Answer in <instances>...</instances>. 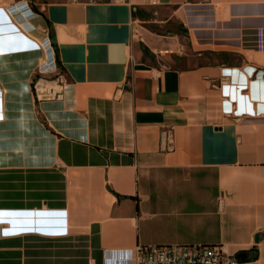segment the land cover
<instances>
[{
    "label": "crops",
    "instance_id": "0c3cea01",
    "mask_svg": "<svg viewBox=\"0 0 264 264\" xmlns=\"http://www.w3.org/2000/svg\"><path fill=\"white\" fill-rule=\"evenodd\" d=\"M147 6L201 62L137 48ZM47 36L51 97L33 88ZM149 244L264 264V0H0V264H126Z\"/></svg>",
    "mask_w": 264,
    "mask_h": 264
},
{
    "label": "rangeland",
    "instance_id": "374dc122",
    "mask_svg": "<svg viewBox=\"0 0 264 264\" xmlns=\"http://www.w3.org/2000/svg\"><path fill=\"white\" fill-rule=\"evenodd\" d=\"M139 20L136 27V46L142 49L145 41L151 39V45L162 52L154 59V63L160 66L188 67L201 62L198 58L190 55H180L177 50L182 45L187 44L186 34L182 32L181 24L178 20L170 18L167 22L164 19L170 17V10L156 6H147L137 11ZM156 31V32H154ZM174 33L176 36L174 39ZM144 37V40L141 38ZM152 37V38H151ZM44 45V41L42 42ZM147 45V44H146ZM165 51V52H163ZM48 55V54H47ZM44 68L38 72L33 80V88L38 89L43 96H53V89H59V80L62 78L61 68L59 65L50 66L48 58L42 62ZM56 69V70H54Z\"/></svg>",
    "mask_w": 264,
    "mask_h": 264
},
{
    "label": "built area",
    "instance_id": "2783aa9c",
    "mask_svg": "<svg viewBox=\"0 0 264 264\" xmlns=\"http://www.w3.org/2000/svg\"><path fill=\"white\" fill-rule=\"evenodd\" d=\"M106 1V0H91ZM37 15L36 12H33ZM44 53L53 54V65L57 67L55 51L49 36L44 40ZM169 136V135H168ZM126 264H240V261L228 255L221 244L138 245L135 255Z\"/></svg>",
    "mask_w": 264,
    "mask_h": 264
},
{
    "label": "trees",
    "instance_id": "16d2710c",
    "mask_svg": "<svg viewBox=\"0 0 264 264\" xmlns=\"http://www.w3.org/2000/svg\"><path fill=\"white\" fill-rule=\"evenodd\" d=\"M144 52L146 55H150V50L147 47H144ZM238 259L240 262H246V261H251L255 260L258 258V249L257 247H253L250 250H245L241 253L238 254Z\"/></svg>",
    "mask_w": 264,
    "mask_h": 264
},
{
    "label": "bare ground",
    "instance_id": "6f19581e",
    "mask_svg": "<svg viewBox=\"0 0 264 264\" xmlns=\"http://www.w3.org/2000/svg\"><path fill=\"white\" fill-rule=\"evenodd\" d=\"M43 38H44V37H43ZM43 38H42V39H43ZM42 39H38V40H41V41H42Z\"/></svg>",
    "mask_w": 264,
    "mask_h": 264
}]
</instances>
